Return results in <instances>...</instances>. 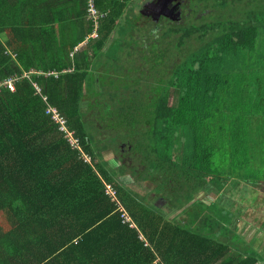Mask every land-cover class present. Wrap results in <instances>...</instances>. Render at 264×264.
<instances>
[{
    "label": "trees",
    "instance_id": "16d2710c",
    "mask_svg": "<svg viewBox=\"0 0 264 264\" xmlns=\"http://www.w3.org/2000/svg\"><path fill=\"white\" fill-rule=\"evenodd\" d=\"M179 1L120 87L136 0H0V82L30 72L0 89V264H264L222 199L256 220L233 183L264 182V0Z\"/></svg>",
    "mask_w": 264,
    "mask_h": 264
},
{
    "label": "rangeland",
    "instance_id": "374dc122",
    "mask_svg": "<svg viewBox=\"0 0 264 264\" xmlns=\"http://www.w3.org/2000/svg\"><path fill=\"white\" fill-rule=\"evenodd\" d=\"M141 1L142 0L138 1L136 10L134 12L137 13L138 11H142L143 15L147 16V13H146L147 9L146 8L149 7V5H150V3L152 1H156V0H145L144 3H142ZM169 1H172V0H169ZM191 2H193V0H191ZM141 3H142V7H140ZM171 5H172V3H171ZM175 14H176L177 17L181 16V13L180 12L178 13V11ZM148 16H149V14H148ZM156 18H158V17H156ZM159 22H161V21H159V19H152V18L144 19V21L140 22V26H139V29L143 32V34H142V32H137V33H135V35L132 34V33L129 34L127 29H126V31H127V34L125 35L126 40H124L126 44H125V46L123 48V50H124L123 56L124 57L127 56L128 57L127 58L128 61H126L124 63L125 66L122 68L121 71H117V72L112 73V75H115V76L118 75L120 77H125L126 80H119V81L117 80L116 81L117 82L116 86H120V87H122V86H130V87L131 86H137V85H135L133 83L135 81H138V77L135 76L137 74V71H136L135 67L132 68L133 64L131 63V61L132 60L135 61V60H137V58H139L140 60L137 63H141V64L145 65L146 62H143V61H145L144 59H146V56L143 57V54L146 51H148L147 46H148L149 42L154 41V38L158 37L159 32L161 31L158 28V26H160V25H157ZM149 27L153 29L152 34H148ZM155 34H156V36H155ZM161 36H162V33H161ZM139 38H140V41L142 42V44L138 43L137 46H134V43H135L136 39L139 40ZM159 41L161 42L162 39H160ZM114 51H116V47H115ZM132 55L135 58V60L132 57ZM124 59H126V58H123L122 60H124ZM112 68L115 69L114 66H112ZM112 68L110 70H112ZM139 73L140 72H138V74H137L138 76H139ZM140 74L142 75V72ZM108 154L109 153H107L106 156L109 158L110 155H108ZM145 182L146 181L139 182L135 186L136 190L138 192H140L141 194H146V190L148 189V184L145 183ZM251 185H253V184H251ZM257 185H259V184H257ZM253 188H254L255 192H257L259 194H264V185H262V186H254L253 185ZM250 192H253V190H251V189L250 190H248V189L246 190L247 195H249ZM249 196H251V195H249ZM152 197L155 198V195L153 194ZM245 198H248V196L245 197ZM156 199H159V198H157V196H156ZM206 200L208 201V200H211V199H210V197H206ZM239 203H240V201H239ZM243 204L247 205L246 201L243 202ZM153 205H156L158 208H163V203L160 204L159 202H156L155 199H153ZM163 209L168 211L167 207H165ZM248 238L249 237H247V240H248Z\"/></svg>",
    "mask_w": 264,
    "mask_h": 264
},
{
    "label": "crops",
    "instance_id": "0c3cea01",
    "mask_svg": "<svg viewBox=\"0 0 264 264\" xmlns=\"http://www.w3.org/2000/svg\"><path fill=\"white\" fill-rule=\"evenodd\" d=\"M138 1L139 0H136V2H135L136 5H137ZM141 2L144 3L145 0H142ZM142 3L140 5V7H142ZM142 17H147V16H144L142 14ZM120 24H121V22L119 23V26H120ZM118 33H119V31L117 28L115 30V32L111 35V38L108 40L107 46H106L104 51H108L109 47L111 48L113 43L117 39H119ZM100 67L104 69V67H102V66H100ZM114 71L115 70H112V71L110 70L111 73H113ZM233 182L234 181L230 182V184ZM251 183L246 182V181H244V182L236 181L233 183L234 184L233 186H235V188L233 190L234 191L235 190L240 191L242 194H245V196H248V198L245 199V201L247 203L246 206L248 208L254 209V211L256 212V220H252V216H247L248 214L243 212L242 206L241 207L239 206L240 200L238 199V197H231L230 198L228 196H223L222 199L225 201L226 204H228L229 210L231 212H234L237 216L240 217L241 225H242L241 233L245 236L244 239H245V242H247L246 244L249 246V249L256 252L258 254V256L261 258V260H263V262H264V194H259V193L255 192L254 188H253V185L254 186H262V185H264V182L259 183V185L254 184V183H253V185H249ZM247 189L253 190V192L249 193V195H251V196L247 195V193H246ZM229 195L230 196H237V194L236 195L229 194ZM242 205H244V204H242ZM155 208L163 211L166 214H169L168 212L170 211V210L166 211L162 208H158L157 206H155ZM247 237H249L248 240H247Z\"/></svg>",
    "mask_w": 264,
    "mask_h": 264
},
{
    "label": "built area",
    "instance_id": "2783aa9c",
    "mask_svg": "<svg viewBox=\"0 0 264 264\" xmlns=\"http://www.w3.org/2000/svg\"><path fill=\"white\" fill-rule=\"evenodd\" d=\"M87 5H88V8H89V11L92 14H96V7L94 5V0H87ZM92 36L96 37L97 33L95 32ZM29 75H30V72H24L21 75H17L16 74V75L10 76V77H8V78H6V79H4L3 81L0 82V89L3 88V87H7L11 91H14L16 82L19 79L27 77ZM36 87H37V85H36ZM37 89L39 90L38 87H37ZM44 100L46 101V98ZM46 113L48 115H51L52 119L59 124L60 130H62L64 132V136L68 140L70 146L72 148H77L78 147V142H77L76 138L73 137L72 131H68L66 129L65 118L61 115V113L57 109H55V108H53L51 106H48V108L46 110ZM84 159L88 160V158L86 156H84ZM107 193H109L111 195H114L115 191L112 188H110V186H108ZM123 217H124V222L129 223V225L131 227H135V224L133 223L132 219L128 215L124 214Z\"/></svg>",
    "mask_w": 264,
    "mask_h": 264
},
{
    "label": "flooded vegetation",
    "instance_id": "af4514ba",
    "mask_svg": "<svg viewBox=\"0 0 264 264\" xmlns=\"http://www.w3.org/2000/svg\"><path fill=\"white\" fill-rule=\"evenodd\" d=\"M170 2L172 3V5ZM178 2H179V5H178ZM179 7H180L179 0H172V1L156 0V1H152L149 7L146 8L147 9L146 13H147V17L152 18V19H159L160 16H164V15L168 16L169 18L170 17L175 18L177 17L175 13L177 11L178 13L180 12Z\"/></svg>",
    "mask_w": 264,
    "mask_h": 264
},
{
    "label": "clouds",
    "instance_id": "9594fccd",
    "mask_svg": "<svg viewBox=\"0 0 264 264\" xmlns=\"http://www.w3.org/2000/svg\"><path fill=\"white\" fill-rule=\"evenodd\" d=\"M140 237H142V236H140Z\"/></svg>",
    "mask_w": 264,
    "mask_h": 264
}]
</instances>
